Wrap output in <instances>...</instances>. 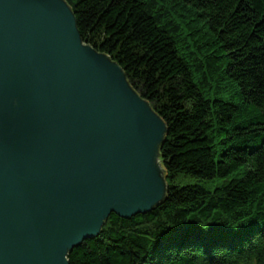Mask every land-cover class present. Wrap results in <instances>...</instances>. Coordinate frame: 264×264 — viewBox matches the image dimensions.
<instances>
[{
	"label": "trees",
	"instance_id": "16d2710c",
	"mask_svg": "<svg viewBox=\"0 0 264 264\" xmlns=\"http://www.w3.org/2000/svg\"><path fill=\"white\" fill-rule=\"evenodd\" d=\"M168 127L166 201L70 264H264V0H65Z\"/></svg>",
	"mask_w": 264,
	"mask_h": 264
},
{
	"label": "water",
	"instance_id": "95a60500",
	"mask_svg": "<svg viewBox=\"0 0 264 264\" xmlns=\"http://www.w3.org/2000/svg\"><path fill=\"white\" fill-rule=\"evenodd\" d=\"M168 127L65 0H0V264H70L168 196Z\"/></svg>",
	"mask_w": 264,
	"mask_h": 264
}]
</instances>
